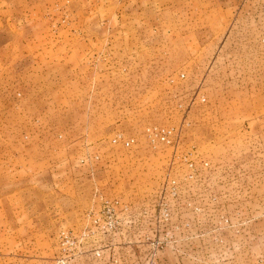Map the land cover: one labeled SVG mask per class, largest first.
Here are the masks:
<instances>
[{
    "label": "rangeland",
    "instance_id": "rangeland-1",
    "mask_svg": "<svg viewBox=\"0 0 264 264\" xmlns=\"http://www.w3.org/2000/svg\"><path fill=\"white\" fill-rule=\"evenodd\" d=\"M263 77L264 0H0V264H133L134 249L151 264L135 236L153 227L93 234L84 215L100 197L149 208L172 149L144 130L183 123L210 167L188 230L200 238L167 249L174 264H264ZM223 215L247 257L231 258Z\"/></svg>",
    "mask_w": 264,
    "mask_h": 264
},
{
    "label": "built area",
    "instance_id": "built-area-1",
    "mask_svg": "<svg viewBox=\"0 0 264 264\" xmlns=\"http://www.w3.org/2000/svg\"><path fill=\"white\" fill-rule=\"evenodd\" d=\"M201 100L206 102L207 99L203 97ZM185 127L186 124L183 123L178 126H149L144 130V137L154 150L172 149L163 181L155 192V196L152 197L149 206H147L149 208L130 205L122 199L109 200L100 197L99 201L94 203L84 215L86 225L94 229L93 234L112 231L121 225L153 227L152 235H140L143 238H140L139 243V245L142 244V241L149 243L150 249L146 255L151 258V264H159L160 252L173 248L179 240L189 242L200 238V235H190L188 230L189 228L193 230L197 226L195 219H191L190 216L202 208L195 202L194 197L197 191L195 184L199 178H202L203 172L209 169L210 163L205 161L199 166L196 163L197 159H193L196 153L186 149L189 146L186 144ZM112 143L131 150L139 145V140L137 137L118 135ZM204 190L209 191L208 189ZM233 190L235 192L231 195L232 201L236 203V206L242 207L240 197L243 188L238 186ZM212 200L216 202L217 197H212ZM219 226L217 231L241 227L240 224L233 223L227 215L221 217ZM158 230L164 233L158 234ZM213 241L216 244L224 242L223 238L217 235L214 236ZM114 260L115 263H118V259ZM70 261L71 259L63 258L59 264H72ZM102 264L107 263L103 262Z\"/></svg>",
    "mask_w": 264,
    "mask_h": 264
},
{
    "label": "crops",
    "instance_id": "crops-1",
    "mask_svg": "<svg viewBox=\"0 0 264 264\" xmlns=\"http://www.w3.org/2000/svg\"><path fill=\"white\" fill-rule=\"evenodd\" d=\"M263 79H264V77H263ZM195 225H196V223H195ZM242 231L244 232V234H242ZM227 233L228 234H226L223 238L226 241V243L231 245L233 247V249L235 250V251H232V253L230 254V255H232L231 258H237V257L240 258L241 256L247 257L249 255V252H247V255H246L245 250L244 249H240L241 244L244 243V237L246 236L245 235V230L244 229L242 230L240 227H236V228L232 229V231L229 230ZM229 233H231V235L233 234L231 239H230V236H229L230 234ZM135 237H136L135 238V242H140L141 241L140 235H137ZM195 241L197 242V244L201 243L200 240H194L192 242L194 243ZM181 245L184 246V248L186 249L185 250L186 252L190 251V249H188V247H189L188 243L186 244L185 242H182ZM137 246L140 248L139 245L135 244V248H137ZM199 247L200 246H198V249L196 251H192L191 254L195 255V257L198 260L201 259V258H205L206 259L207 258L206 251H204V252L200 251ZM134 251L137 254L134 253L133 255H131V256H133L132 257L133 258L132 262H133V264H140V262H137L136 259L139 258L141 260V257H145V256L142 255V254H144V252L141 249L140 250H135L134 249ZM191 254H190V256H191ZM230 255L228 254V251L227 252H220V254H217V256L223 261L228 260V258H230ZM136 257H138V258H136ZM174 257H175V253L174 252H172L170 250H163L159 254V264H174V262H173L174 261ZM125 259H126V257H125ZM125 261H128V260H125ZM222 264H228V262L225 261Z\"/></svg>",
    "mask_w": 264,
    "mask_h": 264
}]
</instances>
